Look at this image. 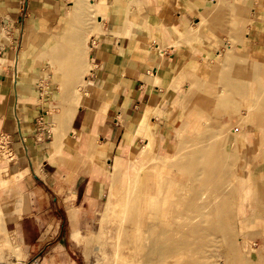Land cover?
Segmentation results:
<instances>
[{
    "label": "crops",
    "instance_id": "obj_1",
    "mask_svg": "<svg viewBox=\"0 0 264 264\" xmlns=\"http://www.w3.org/2000/svg\"><path fill=\"white\" fill-rule=\"evenodd\" d=\"M87 1L0 0V155L11 154L0 161L1 211L20 264H84L71 237L98 218L116 170L151 143L166 147L181 61L179 43L170 48L174 30L199 19L203 0ZM76 3L83 15L95 5L98 24L83 41L62 39L63 50L82 42L84 52L82 65L64 71L89 73L86 96L68 105L75 107L70 116L57 114L56 124L44 103L54 82L48 63L58 30L79 23L68 20ZM43 29L49 35L39 49ZM44 50L46 65L39 62Z\"/></svg>",
    "mask_w": 264,
    "mask_h": 264
},
{
    "label": "rangeland",
    "instance_id": "obj_2",
    "mask_svg": "<svg viewBox=\"0 0 264 264\" xmlns=\"http://www.w3.org/2000/svg\"><path fill=\"white\" fill-rule=\"evenodd\" d=\"M85 1L88 3L87 0ZM223 1L222 5L226 6V8L220 4L221 0H203L197 5L199 19L174 30L176 32L175 42H177V47L179 43V49L181 50V61L178 68L180 72L170 93V98L172 99L170 108L172 122L167 127L166 147L159 149L151 143L150 147H148L147 159H142L141 156L145 154H143L144 150H142L128 165L124 166V169L116 170L113 184L98 213V218L91 221L84 230H77V235L71 237L76 257L80 258L84 264H125L126 262L128 264H144V262L145 264H264V152L262 153L264 151V107H262L264 98L261 101L259 100V104L252 115L250 117L247 116L248 118L246 117L243 120L241 115L245 111L244 106L247 103H244V101L247 100L248 102L247 97L243 95L239 85L225 86L232 72L230 71V63L228 61L225 62L227 54L225 53L227 51L225 45L227 44L233 45L230 55L234 59L248 65V69L251 70L252 74H260L259 78L254 81L256 84L248 82V86L251 88L254 85H256L254 88L264 86V0H246L247 2H243L244 0H228L230 3L227 0ZM241 3H244L243 7L247 6V8L240 7ZM217 4L221 6L218 7ZM220 7V13L222 14H219L218 9ZM80 9L81 6L79 4H74V8L68 18L70 21L79 22L77 26L74 28L72 23L65 24L66 26L60 28L55 34V38L52 41V59L49 63L46 58V50L41 52L40 55L38 51L41 59H39L40 63L43 65L48 63L49 65L52 64V67L53 65L55 66V71H50L54 75V82L50 88L49 86L46 87V90L48 88L49 90L45 93L44 103L50 105L52 114L54 113L55 115L54 122L56 124H58L56 115L66 111L64 109L66 105L77 104L79 99L86 96L82 90L85 85L84 77L88 75L89 71H64L70 68L69 66L76 64L77 60H79L81 65L83 64L82 42L81 45L80 43L72 45L70 50L68 48L62 49V39L64 37L72 36L74 38L72 39L74 40L73 42L78 43L80 40L83 41L84 35L87 30L89 31L91 25L98 24L97 15L90 14L87 11L83 15V13L79 12ZM222 9L224 12H222ZM241 9L247 10L243 12ZM211 13H213V16ZM242 13L245 14V19ZM238 15L241 17L242 22L239 20ZM215 16L216 21L213 19ZM244 20L245 22H243ZM213 21L220 23L217 25ZM80 23L84 30L79 26ZM243 23L246 24L244 25ZM220 24H224V26ZM243 26H247L245 30ZM232 27L235 29L233 30L234 32L231 29ZM161 28L162 26L159 28L160 35L164 34ZM56 29L57 25L50 30L51 34ZM43 30L44 32L38 37L37 45L40 46L39 49H41L49 35L45 29ZM242 34L243 37H241ZM255 47L258 48L260 53L258 57L262 59H260L261 61L259 60L260 62L255 55L259 53L252 54ZM68 50L71 57H73L71 61L68 59ZM87 51L89 52V48H87ZM62 52L66 53V61L62 57ZM28 53L34 58V37ZM78 56H80L79 59ZM205 58H208V60L206 61ZM204 60L209 63H206V65ZM210 61H212L213 66L220 67L219 72L221 73H216L215 75L210 73V68L212 67ZM191 72L193 75L190 74ZM202 74H207V76ZM199 76H203L204 79H207L206 81L209 79L210 87H212L210 92H208L209 90L207 91L208 88L206 87L208 82L204 86L203 81L205 80H203V77L200 80ZM195 77L197 80L199 79L197 82ZM213 86H218V89ZM205 87L207 88L206 90H204ZM212 89L215 92L217 91V94L214 93L217 96L213 95ZM193 90L195 93L192 94ZM205 91L208 92V95L205 94ZM223 93L225 94L223 95ZM227 95L230 99L234 97L232 102H230L231 100H229ZM203 96L209 98L207 104L201 99ZM242 99L244 100L243 102L241 101ZM242 103L245 105L241 106ZM230 105L232 106L230 107ZM230 108L232 109L230 110ZM200 109H205L203 111H207L209 116L206 112L201 114L202 111L200 112ZM228 109L230 112L227 111ZM222 111L224 112L222 113ZM233 115L234 118L230 120ZM235 116L238 117L235 118ZM239 118L240 120H238ZM237 120L240 124L237 123ZM219 124H222V126H217ZM230 124L235 127V134L227 132L229 130L228 127L233 128L229 126ZM142 126L145 125L142 124ZM225 133L229 134L223 135ZM207 135H209V138ZM236 135L240 137L238 138ZM236 138L238 139L236 140ZM223 142L226 143L223 144ZM219 146L225 147L219 151ZM253 146L255 149L251 148ZM250 148L256 153H253ZM224 149L226 153H224ZM210 151L213 154L212 152L209 153ZM219 152L222 154H219ZM4 153L6 156V151ZM176 155L179 157L177 156V159H173ZM227 156L228 158H226ZM6 157L0 155V161L6 162ZM198 158L203 159L202 163L205 164H197ZM242 159L246 160H243L242 163ZM223 160L225 162H221ZM222 163L224 164L222 165ZM231 164L232 166H230ZM238 166H242L241 168L243 169L245 167L248 168L244 170L240 168L239 170ZM236 168L239 171L236 172ZM214 170L215 173L216 171L218 173L217 177L212 180L205 179V176L209 175L210 171L213 173ZM244 172L245 174H243ZM226 173L228 174L226 175ZM238 173L243 178L238 176ZM203 174L204 177L202 178ZM220 175L224 178H221ZM4 176L9 178V173L4 172ZM228 177L229 182L227 181ZM230 178L231 181L234 179L233 182L237 180L234 184L233 182L231 184ZM222 183L223 185L224 183L227 185L229 183V186L225 185L229 192L226 189L224 190L225 187H220L223 186ZM220 190H222L221 193ZM222 194L226 197L224 198ZM226 194L228 196L230 194L229 198ZM216 196L220 197L219 200ZM221 196L222 201H220ZM203 197L205 198L201 200ZM223 199L226 200L224 201ZM1 202L2 197H0V264H20L19 262L23 263V258L19 255L18 245L15 244L11 235L6 232L2 224L4 219L1 211ZM223 203L225 207L222 205ZM128 205L129 208H127ZM208 208L209 210H206ZM126 210L127 214L125 213ZM227 212H231L230 215H225ZM204 213L209 215L206 216ZM159 223L168 229L169 232L172 230L168 237L180 244L172 252L161 256L157 261L156 258L158 257L156 256L147 257L149 260L144 259L146 258V253L148 254V246L149 248L152 246L151 243L149 244L150 240L155 239L154 234L150 233L152 230L149 225ZM212 223L218 224L221 229L212 228ZM177 225L180 228L176 227ZM224 225L225 227H223ZM197 227L201 228L198 230L196 229ZM118 230L120 233L122 232L119 240L117 239ZM148 234L149 237H147ZM150 237L151 239H149ZM145 239L146 242H144ZM184 239L188 241L187 244H182ZM120 242V248L118 249L117 244ZM117 250L120 253L118 254L119 258L116 256ZM241 253H244V255Z\"/></svg>",
    "mask_w": 264,
    "mask_h": 264
},
{
    "label": "bare ground",
    "instance_id": "obj_3",
    "mask_svg": "<svg viewBox=\"0 0 264 264\" xmlns=\"http://www.w3.org/2000/svg\"><path fill=\"white\" fill-rule=\"evenodd\" d=\"M259 1V0H258ZM262 1V0H261ZM260 1V2H261ZM227 2H229L230 3V1H228L227 0ZM226 2V3H227ZM243 2H247L246 0H244ZM264 2V1H263ZM98 3V2H97ZM222 3H224V1L222 2V0H221V2H220V4L222 5ZM91 4V3H90ZM96 4V3H95ZM218 4H219V2H218ZM217 4V5H218ZM242 5H240V7H243V5H244V3H241ZM221 5H218V7L219 6H221ZM226 5V4H225ZM222 6H224V5H222ZM225 8H226V6H224ZM224 7H222V8H224ZM234 7V6H233ZM246 8H247V6H245ZM245 7H243V8H245ZM249 7V6H248ZM91 9H92V13L94 14V10H95V8H96V6L95 5H91V7H90ZM205 9V8H204ZM221 9V7L218 9L219 10V14H222V13H220V10ZM240 9V8H239ZM241 10H243V12L245 11V10H247V9H241ZM94 11V12H93ZM216 11H217V7H216ZM227 11V10H226ZM222 12H224L223 11V9H222ZM242 12V11H241ZM91 13V12H90ZM209 13V12H208ZM239 13H240V11H239ZM248 13V12H247ZM213 13H211V15H212ZM210 15V14H209ZM231 15L232 16H234V14H232L231 13ZM240 15V14H239ZM238 15V17H239V20L241 21L242 19H240L241 17L240 16H242L243 15V18H244V13H242V15H240L239 16ZM213 16V15H212ZM212 16H210V17H212ZM216 18V16L215 17H213V19H215ZM226 18V17H225ZM235 18H237L236 16H235ZM234 18V19H235ZM245 19V18H244ZM232 20V19H231ZM235 20H237V21H239L238 19H235ZM215 21H216V19H215ZM215 21H213V22H215ZM242 22V21H241ZM243 22H245V20L243 21ZM246 22H247V17H246ZM216 23V22H215ZM218 23H220V22H217L216 24L218 25ZM244 24V23H243ZM246 24V23H245ZM244 24V25H245ZM220 25H223L224 26V24H220ZM242 26V25H241ZM227 27H228V25H227ZM231 27V26H230ZM244 27V26H243ZM245 27H247V26H245ZM245 27H244V30H245ZM250 27V26H249ZM222 29H224L223 27H222ZM228 29V28H227ZM232 29V31L233 30H235V29H233V27L231 28ZM243 29V28H242ZM249 31V30H248ZM228 32V31H227ZM234 32V31H233ZM232 32V33H233ZM226 33V32H225ZM229 33V32H228ZM242 33H243V31H242ZM233 35H235V34H233ZM245 35V34H244ZM231 36V35H230ZM241 37H243V34H242V36ZM89 38V37H88ZM231 40V39H230ZM229 40V41H230ZM264 45V44H263ZM225 47L227 48V51L225 52V53H227L226 54V57H225V62H229L230 63V67H231V69H230V71H232L231 72V74H230V79H228L227 80V82H226V87H230V86H234L235 84L236 85H239V87H240V90L243 92V95L244 96H246L247 97V99H248V102H247V100H241L242 102L244 101V103L246 102L247 104H246V106H244L243 105V103H242V105L241 106H244L245 107V111H243V109H242V115H241V119H243L244 120V118H246L247 116H251L252 115V113L255 111V109L257 108V106H258V104H259V100L261 101V99L262 98H264V86L263 87H256V88H254L256 85H254V87L252 86V88L251 87H249L248 86V82H253V83H255L256 84V82H254L255 80H257V78H259V73L258 74H252L250 71V69H248L249 68V66L248 65H246V64H243V63H241L240 61H238V60H236V59H234L231 55H230V53L232 52V50H233V45H231V44H227V45H225ZM170 48H173V50L174 49H176L177 48V42H174L172 45H171V47ZM219 52V51H218ZM259 53L258 52V48L257 47H255L254 49H253V52H252V54L254 53ZM219 53H221V52H219ZM256 55V59L259 57V55H260V53L257 55V54H255ZM263 55H264V53H263ZM219 56H221L220 54H219ZM254 56V55H253ZM264 57V56H263ZM209 58V57H208ZM208 58H205V60L207 61L208 60ZM252 58V57H251ZM252 59H254V58H252ZM260 59H261V57H260ZM259 58H258V61L260 60ZM205 60H204V62H205ZM262 60V59H261ZM260 60V61H261ZM259 61V62H260ZM199 62V61H198ZM212 61H210V65H212V63H211ZM215 62V61H214ZM263 62V61H262ZM188 63V62H187ZM208 64L209 62H205V64ZM206 64V65H207ZM200 65V64H199ZM195 68V67H194ZM207 68H210V67H207ZM222 68V67H221ZM195 69H197V68H195ZM194 69V70H195ZM190 70V69H189ZM210 70H211V72L210 73H212L213 75H215L216 73H221V72H219V70H220V67H216V66H213L212 65V67L210 68ZM187 71H188V69H187ZM194 72V71H193ZM263 72H264V70H263ZM262 72V73H263ZM190 74H192V72L190 73ZM193 75V74H192ZM202 75H204V74H202ZM225 75V74H224ZM196 76H197V74H196ZM204 76H207V74L206 75H204ZM190 77V76H189ZM200 77V80H201V78L203 77V76H199ZM198 77V78H199ZM208 77H209V74H208ZM215 77V76H214ZM196 78V77H195ZM207 78V77H206ZM196 80V82L199 80H197V78L195 79ZM203 80H207V79H204V77H203ZM252 80V81H251ZM203 81L204 82V86L206 85V83L208 84V86H206L205 87V89L204 90H206L207 89V91L208 92H210V88H212V87H210L211 86V84L209 83V79H208V81ZM224 82V81H223ZM203 84V83H202ZM210 84V85H209ZM190 87L192 88V84L190 83ZM195 85H196V83H195ZM217 85V84H216ZM223 86V85H222ZM214 87V86H213ZM218 87V86H217ZM217 87H214V88H217ZM203 88V87H202ZM224 88V87H223ZM236 88V87H235ZM218 89V88H217ZM227 89H229V88H227ZM237 89V88H236ZM190 90V89H189ZM208 92H206L205 91V94H207ZM212 92H213V95H216L217 93V91L215 92V91H213V89H212ZM227 92H229L228 90H227ZM231 92V91H230ZM193 93H195V91L193 90L192 91V94ZM214 93H216V94H214ZM225 93H223V95H224ZM208 95V94H207ZM209 96H210V94H209ZM217 96V95H216ZM210 97H212V95L210 96ZM214 97V96H213ZM227 97L229 98V100H231L230 102H232V99L234 98L233 96V98H231L230 99V97L227 95ZM216 99H217V97H215ZM238 99H240L239 97H237ZM252 98V99H251ZM204 102H206V104L208 103V101H209V98L208 97H204L203 96V98H201ZM225 101V100H224ZM223 101V102H224ZM238 102V101H237ZM236 103V102H235ZM232 104V103H231ZM197 105V104H196ZM236 105V104H235ZM194 106V105H193ZM232 105H230V107H231ZM234 106V105H233ZM195 107V106H194ZM197 108H200V107H198V106H196ZM262 107H264V104H263V106ZM74 108L75 107H72V106H68L67 107V112H65V115H67V116H70L72 113H73V111H74ZM232 108H230V110H231ZM260 109V108H259ZM203 110H205V109H200V112H201V114L203 113V112H206V114L208 115L209 113H207V111H203ZM230 110L228 109L227 111H229L230 112ZM224 111H222V113H223ZM212 113V112H211ZM62 115H63V113H62ZM231 115V114H230ZM209 116V115H208ZM226 116V115H225ZM62 117V116H61ZM232 117V116H231ZM236 117H238V116H235V118ZM230 118V117H229ZM234 118V115H233V117L230 119V120H232ZM248 118V117H247ZM66 119V118H65ZM250 119V118H249ZM238 120H240V118L238 119ZM237 120V121H238ZM243 120H242V122H243ZM247 120V119H246ZM229 121V120H228ZM248 121V120H247ZM253 121V120H252ZM232 122V121H231ZM241 122V121H240ZM241 122V123H242ZM237 123H239V121L237 122ZM236 123V124H237ZM245 123V122H244ZM255 123V122H254ZM203 124H205V123H203ZM208 124V123H207ZM227 124V123H226ZM240 124V123H239ZM217 126H222V124L220 125H217ZM229 126H232L233 127V124L231 125H229ZM237 126V125H236ZM243 126H245V125H243ZM215 127V126H214ZM213 127V128H214ZM246 127V126H245ZM218 128H220V127H218ZM229 128V130L227 131V132H230L231 134L233 133V134H235V127H233V128H231V127H228ZM238 128V127H237ZM242 128V127H241ZM244 128V127H243ZM215 129H217V128H215ZM216 131V130H215ZM217 131H218V129H217ZM204 132H206V131H204ZM223 132H225V131H223ZM238 132H240V131H238ZM238 132H237V134H238ZM227 134H229V133H227ZM226 133L225 134H223V135H227ZM197 135V134H196ZM222 135V136H223ZM206 136V135H205ZM208 136V138H209V135H207ZM221 136V137H222ZM229 136V135H228ZM235 136V135H234ZM237 137H238V135H236ZM184 137H185V135H184ZM204 137V136H203ZM240 137V136H239ZM238 137V138H239ZM219 138V137H218ZM225 138V137H224ZM238 138H236V140L238 139ZM191 139H193V138H191ZM215 139V138H214ZM236 140H235V142H236ZM214 141V140H213ZM221 141H222V139H221ZM221 141H218V142H221ZM194 142H195V140H194ZM210 142V141H209ZM208 142V143H209ZM193 143V142H192ZM226 142H223V144H225ZM196 144H198V143H196ZM195 144V145H196ZM203 144H206V143H203ZM203 144H201V145H203ZM184 145H185V143H184ZM192 145V144H191ZM190 146V145H189ZM197 146H199V145H197ZM254 146H256V144H254ZM254 146L253 147H251V148H253V149H255L254 148ZM261 146V145H260ZM263 146V145H262ZM195 147V146H194ZM193 147V148H194ZM220 147V149H218L219 151L222 149V148H224V147H221V146H219ZM233 147V146H232ZM187 148V147H186ZM235 148V147H234ZM250 148V149H251ZM260 149V148H259ZM187 150V149H186ZM185 150V151H186ZM217 150V151H218ZM223 150V149H222ZM225 150V149H224ZM236 150V149H235ZM252 150V149H251ZM264 150V149H263ZM184 151V150H183ZM188 151V150H187ZM215 151V153H217L216 152V150H214ZM249 151V150H248ZM253 151V150H252ZM147 152H148V145H147V147H145V149H144V151H143V154L144 155H142L141 157H142V159L143 160H145V159H147L148 157H147ZM212 151H210L209 153H211ZM255 151H253V153H254ZM264 151H262V153H263ZM191 153V152H190ZM224 153H226V150L224 151ZM231 153V152H230ZM252 153V152H251ZM256 153V152H255ZM258 153V152H257ZM180 154H182V153H180ZM179 154V155H180ZM212 154H213V152H212ZM218 154V153H217ZM219 154H222V153H220L219 152ZM209 155V154H208ZM177 156L178 155H176L173 159H177ZM255 156H257V155H255ZM254 156V157H255ZM262 156V155H261ZM179 157V156H178ZM186 157V156H185ZM213 157V156H212ZM215 157V156H214ZM235 157V156H234ZM180 158H182V157H180ZM207 158V157H206ZM220 158V157H219ZM225 158V157H224ZM226 158H228V156L226 157ZM225 158V159H226ZM230 158V157H229ZM223 159V158H222ZM247 159V158H246ZM246 159H242V163H243V160H246ZM166 160V159H165ZM184 160V159H183ZM198 160V163L197 164H205V163H202V160L203 159H197ZM219 160H221V159H219ZM164 161V160H163ZM230 161V160H229ZM165 162V161H164ZM219 162V161H218ZM221 162H225L224 160L223 161H221ZM255 162H256V160H255ZM241 163V164H242ZM213 164H214V162H213ZM212 164V165H213ZM224 163H222V165H223ZM227 164V163H226ZM225 164V165H226ZM228 164H230V163H228ZM239 164H240V162H239ZM245 164V163H244ZM185 165V164H184ZM222 165H221V167H222ZM238 165V164H237ZM249 165V164H248ZM247 165V166H248ZM253 165H254V163H253ZM230 166H232V164L230 165ZM224 167V166H223ZM237 167V166H236ZM242 166H238V168H239V170H240V168H241ZM225 168V167H224ZM238 168H236L237 170H236V172L237 171H239L238 170ZM245 168H248V167H245ZM244 168V169H245ZM203 169H205L204 167H203ZM208 169V168H207ZM222 169V168H221ZM230 169V168H229ZM241 169H243V168H241ZM243 169V170H244ZM208 170H211V169H208ZM223 171H224V169H222ZM213 171V170H212ZM212 171H210L209 172V175H207V176H205V179H208V180H212V179H215V177H217V171H216V173H215V170H214V172L212 173ZM246 171V170H245ZM185 172V171H184ZM230 172V171H229ZM228 172V173H229ZM231 172H232V169H231ZM242 172V171H241ZM220 173H221V171H220ZM225 173V172H224ZM228 173H226V175L228 174ZM230 174V173H229ZM243 174H245V172L243 173ZM189 175V174H188ZM222 175H223V173H222ZM222 175H220V177L222 176ZM232 175V174H231ZM231 175H229V176H231ZM247 175H248V173H247ZM224 176V175H223ZM237 176V175H236ZM236 176H233V177H235V178H237ZM238 176H242V175H240L239 173H238ZM244 176V175H243ZM204 177V174H203V176H202V178ZM226 177V176H225ZM221 178H224V177H221ZM241 178H243V177H241ZM245 178H247V177H245ZM250 178V177H249ZM227 179V178H226ZM250 179H252V178H250ZM258 179V178H257ZM256 179V180H257ZM225 180V179H224ZM234 180V179H233ZM233 180L231 181V178H230V183L231 182H233ZM237 180V179H236ZM235 180V181H236ZM240 180V179H239ZM222 181H223V179H222ZM227 181L229 182V177H228V179H227ZM226 180H225V182H227ZM235 181L233 182V184L235 183ZM242 181H243V179H242ZM248 182V181H247ZM250 182V181H249ZM254 182H256V181H254ZM219 183H220V181H219ZM250 183H252V182H250ZM249 183V184H250ZM232 184V183H231ZM213 185V184H212ZM222 185H223V183H222ZM225 185H227V184H225L224 183V185L223 186H220V187H225ZM206 186V185H205ZM227 186H229V183H228V185ZM213 187V186H212ZM222 188V189H223ZM227 187H225L224 188V190L226 189ZM229 188V187H228ZM210 189V188H209ZM180 190V189H179ZM223 190V191H224ZM228 190H230V189H228ZM226 191H227V189H226ZM226 191H224L225 193H226ZM208 192H209V190H208ZM208 192H207V194H208ZM222 192V190H220V193ZM223 192V193H224ZM227 192H229V191H227ZM224 193V194H225ZM233 193V192H232ZM196 194V193H195ZM217 194V193H216ZM224 194H222L223 195V197H224ZM206 194H204V196H205ZM215 195V194H214ZM213 195V196H214ZM227 195V194H226ZM212 196V197H213ZM219 196V195H218ZM228 196V195H227ZM229 196H230V194H229ZM229 196H228V198H229ZM231 196H232V194H231ZM205 197H207V196H205ZM205 197H203L201 200H203ZM226 197V196H225ZM224 197V198H225ZM180 198V197H179ZM216 198L219 200V198L216 196ZM211 199V198H210ZM210 199H208L209 201H210ZM214 199V198H213ZM227 199V198H226ZM225 199V200H226ZM200 200V201H201ZM224 200V199H223ZM224 200V201H225ZM208 201V202H209ZM220 201H222V196H221V200ZM187 202V201H186ZM217 202H219V201H217ZM217 202H214V203H217ZM200 203V202H199ZM214 203H212V205H214ZM188 204H189V202H188ZM196 205V204H195ZM222 205H224V203L222 204ZM197 206H198V204H197ZM232 206V205H231ZM203 207V206H202ZM204 207H205V205H204ZM203 207V208H204ZM211 207V206H210ZM209 207V208H210ZM224 207H225V205H224ZM127 208H129V205H128V207ZM209 208L208 209H206V210H209ZM213 208V207H212ZM197 209V208H196ZM198 209L200 210V207L198 206ZM197 209V210H198ZM227 209V208H226ZM128 210V209H127ZM127 210L125 211V213L127 214L128 212H127ZM195 210V209H194ZM220 211V210H219ZM240 211V210H239ZM205 212H207V211H205ZM223 213V212H222ZM230 213L231 212H227L225 215H227V214H229L230 215ZM233 213V212H232ZM204 215H209V214H205L204 213ZM218 215V214H217ZM238 216V215H237ZM126 218V217H125ZM199 219H201L200 217H198ZM203 219V218H202ZM206 220V219H205ZM236 220V219H235ZM247 220V219H246ZM254 220V219H253ZM188 221V220H187ZM189 221H192V220H189ZM233 221V220H232ZM195 222V221H194ZM193 222V223H194ZM200 222V221H199ZM247 222V221H246ZM179 223H181V222H179ZM201 223V222H200ZM252 223H253V221H252ZM164 224V223H163ZM202 224V223H201ZM245 224V223H244ZM178 225H180V224H178ZM178 225L176 226V227H178ZM196 225V224H195ZM149 226H151V230H152V232H150V233H153L154 234V238L155 239H152V240H150V242H149V240H148V242H149V244L151 243V247L149 248V246H148V249L149 250H147V252H148V254L146 253V258H144V259H148V258H152V257H158V258H156V261H157V259L159 260L160 259V257L161 256H163V255H167L168 253H170V252H172V250L173 249H175L176 247H178L179 246V242H177V241H174L172 238H170V237H168V235H169V233L172 231H170L169 232V230L168 229H166L162 224H154V225H149ZM185 226V225H184ZM211 226H212V228H214V229H221L220 227H219V225L218 224H215V223H212L211 224ZM189 227H191V225H189ZM188 227V228H189ZM223 227H225V225L223 226ZM178 228H180V227H178ZM185 228V227H184ZM201 228V227H200ZM199 227H197L196 229H200ZM120 229H121V227H120ZM187 229V228H186ZM194 229H195V227H194ZM192 230V229H191ZM127 231V230H126ZM149 231V230H148ZM182 231V230H181ZM186 231V230H185ZM187 231H189V230H187ZM206 231V230H205ZM235 231V230H234ZM126 233H128V232H126ZM148 233V232H147ZM149 233V234H150ZM179 233V232H178ZM118 237H117V239L119 240L120 239V234H122V232L120 233L119 232V230H118ZM149 234H148V236L147 237H149ZM180 234H182V233H180ZM179 234V235H180ZM191 234H192V232H191ZM128 235V234H127ZM146 236H145V238H146ZM177 237V236H176ZM128 239V238H127ZM147 239V238H146ZM146 239H145V241L144 242H146ZM149 239H151V237L149 238ZM154 240V241H153ZM213 240H215V239H213ZM236 240V239H235ZM219 241V240H218ZM245 241V240H244ZM188 243V241L187 240H183L182 241V244H187ZM119 244H121V242L120 243H118L117 245H118V249L120 248V246H119ZM144 245H146V244H144ZM209 245V244H208ZM243 245H244V243H243ZM143 246V245H142ZM147 247V246H146ZM206 247V246H205ZM246 248V247H245ZM223 249V248H222ZM233 249H235V248H233ZM241 251V250H240ZM245 253V252H244ZM244 253H241V254H243L244 255ZM117 255V258H119V255L118 254H120L119 253V250H117V253H116ZM242 255V256H243ZM246 255V254H245ZM148 257V258H147ZM245 256H243V258H244ZM116 258V257H115ZM121 259V258H120ZM123 259V258H122ZM143 259V260H144ZM244 259H246V257L244 258ZM119 260V259H118ZM117 260V261H118ZM149 260V259H148ZM148 260H144V261H148ZM153 260V259H152ZM122 261V260H121ZM245 261V260H244ZM244 261H242V262H244ZM141 262H143V261H141ZM150 262V261H149ZM127 263V262H126ZM125 263V264H126ZM148 263V262H147ZM221 263V262H220ZM246 263V262H245ZM128 264V263H127ZM144 264H145V262H144Z\"/></svg>",
    "mask_w": 264,
    "mask_h": 264
},
{
    "label": "built area",
    "instance_id": "obj_4",
    "mask_svg": "<svg viewBox=\"0 0 264 264\" xmlns=\"http://www.w3.org/2000/svg\"><path fill=\"white\" fill-rule=\"evenodd\" d=\"M2 141H3V139L0 140V151L3 150ZM7 157H8V158L11 157V154L8 153V154H7Z\"/></svg>",
    "mask_w": 264,
    "mask_h": 264
}]
</instances>
